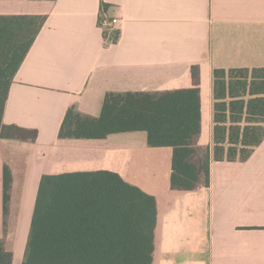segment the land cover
Masks as SVG:
<instances>
[{
    "label": "crops",
    "instance_id": "1",
    "mask_svg": "<svg viewBox=\"0 0 264 264\" xmlns=\"http://www.w3.org/2000/svg\"><path fill=\"white\" fill-rule=\"evenodd\" d=\"M102 2L120 18L106 42ZM46 15L10 86L2 121L38 130L0 138V244L23 264L45 174L112 170L161 197L153 264H264V141L245 161H216L210 185L174 194L173 148L146 131L60 138L66 112L99 116L109 92L189 86L205 68L203 107L212 131L216 68L264 67V0H0V15ZM12 181L4 198V166ZM166 198V199H165Z\"/></svg>",
    "mask_w": 264,
    "mask_h": 264
},
{
    "label": "trees",
    "instance_id": "2",
    "mask_svg": "<svg viewBox=\"0 0 264 264\" xmlns=\"http://www.w3.org/2000/svg\"><path fill=\"white\" fill-rule=\"evenodd\" d=\"M106 6L102 2L100 19ZM45 21L46 15H0V138L38 137L37 129L5 124L2 116L14 76ZM104 35L117 42L120 31L106 29ZM205 75L195 64L189 86L109 92L97 117L70 107L59 137L146 131L150 146L173 148L172 193L207 187L212 160L245 161L264 141V67L213 70L211 132L203 107ZM11 181L5 165V201ZM162 201L112 170L45 174L23 264H153ZM12 263V251L0 244V264Z\"/></svg>",
    "mask_w": 264,
    "mask_h": 264
},
{
    "label": "built area",
    "instance_id": "3",
    "mask_svg": "<svg viewBox=\"0 0 264 264\" xmlns=\"http://www.w3.org/2000/svg\"><path fill=\"white\" fill-rule=\"evenodd\" d=\"M101 26L104 27V33L106 29H109V31L116 30L121 25V19L117 17L109 18L105 13L103 14V17L100 19ZM106 42H109V36H106Z\"/></svg>",
    "mask_w": 264,
    "mask_h": 264
},
{
    "label": "rangeland",
    "instance_id": "4",
    "mask_svg": "<svg viewBox=\"0 0 264 264\" xmlns=\"http://www.w3.org/2000/svg\"><path fill=\"white\" fill-rule=\"evenodd\" d=\"M213 79H214V77H213Z\"/></svg>",
    "mask_w": 264,
    "mask_h": 264
}]
</instances>
